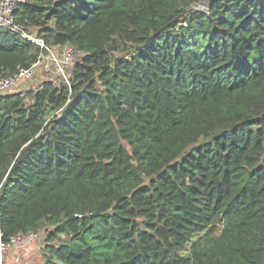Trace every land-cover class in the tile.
<instances>
[{
    "label": "trees",
    "instance_id": "obj_1",
    "mask_svg": "<svg viewBox=\"0 0 264 264\" xmlns=\"http://www.w3.org/2000/svg\"><path fill=\"white\" fill-rule=\"evenodd\" d=\"M13 17L79 57L68 83L0 94L1 245L50 226L43 264H264V0H22ZM41 52L0 27V80Z\"/></svg>",
    "mask_w": 264,
    "mask_h": 264
},
{
    "label": "built area",
    "instance_id": "obj_2",
    "mask_svg": "<svg viewBox=\"0 0 264 264\" xmlns=\"http://www.w3.org/2000/svg\"><path fill=\"white\" fill-rule=\"evenodd\" d=\"M22 0H0V27L18 34L20 37L27 39L37 45L42 52L37 61L33 63L28 69H21L16 74L0 80V94L10 91L16 87L17 83L29 81L32 79L34 72L40 69L47 77L52 80V72L68 83V69L78 58V53L72 47H59L57 52L52 48L47 47L41 39H36L28 35L21 29L14 20L13 13L17 4ZM195 10H204L203 6H194ZM36 234H20L12 238L7 245L0 244V264L3 263V252L10 248L21 249L36 238Z\"/></svg>",
    "mask_w": 264,
    "mask_h": 264
},
{
    "label": "rangeland",
    "instance_id": "obj_3",
    "mask_svg": "<svg viewBox=\"0 0 264 264\" xmlns=\"http://www.w3.org/2000/svg\"><path fill=\"white\" fill-rule=\"evenodd\" d=\"M52 50L57 52V46H54ZM57 78L60 79L55 72H52V80ZM44 80H48L46 75L40 69H37L31 80L17 83L14 90L20 89V91H23L26 89H34ZM51 230H53L52 227L44 226L40 229L39 233H36V238L23 248H10L9 250L3 252L2 264H43L46 257L50 255L48 248L55 249L58 243L57 241L48 242V239L46 238L47 232ZM62 239L63 237L59 240Z\"/></svg>",
    "mask_w": 264,
    "mask_h": 264
},
{
    "label": "clouds",
    "instance_id": "obj_4",
    "mask_svg": "<svg viewBox=\"0 0 264 264\" xmlns=\"http://www.w3.org/2000/svg\"><path fill=\"white\" fill-rule=\"evenodd\" d=\"M35 234V233H34ZM37 235V234H36Z\"/></svg>",
    "mask_w": 264,
    "mask_h": 264
}]
</instances>
